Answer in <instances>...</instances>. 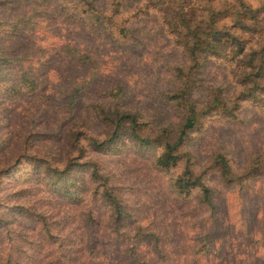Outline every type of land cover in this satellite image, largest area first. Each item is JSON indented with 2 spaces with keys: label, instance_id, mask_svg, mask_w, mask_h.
Segmentation results:
<instances>
[{
  "label": "trees",
  "instance_id": "1",
  "mask_svg": "<svg viewBox=\"0 0 264 264\" xmlns=\"http://www.w3.org/2000/svg\"><path fill=\"white\" fill-rule=\"evenodd\" d=\"M0 57L19 69L0 84L33 73L57 98L40 145L0 163V264H38L65 238L60 219L32 222L36 186L78 209L75 264H156L172 227L190 252L176 264H264V0H0ZM120 157L169 175L168 219L154 213L144 243L125 237L138 220L109 168ZM23 161L35 184L7 195Z\"/></svg>",
  "mask_w": 264,
  "mask_h": 264
},
{
  "label": "rangeland",
  "instance_id": "2",
  "mask_svg": "<svg viewBox=\"0 0 264 264\" xmlns=\"http://www.w3.org/2000/svg\"><path fill=\"white\" fill-rule=\"evenodd\" d=\"M115 60L116 59L112 60L111 64H109L110 69L115 70ZM0 65V69L4 72L19 70L17 64H6L4 61H1ZM30 74L32 75L28 77L14 78L13 80L20 81L15 87L11 86V80L10 82L6 81L4 84H0V163L5 161L8 165L13 159L12 157L18 153L17 151L23 147L24 142L29 147H32L34 144L40 145L41 135L47 133L49 130L48 127H46L48 117L55 115L57 110L55 107L57 105V98L53 97L50 91L45 93L46 87L40 76L34 75L33 73ZM34 83H36V85H34ZM49 107H51L50 110ZM27 149L28 148L24 149V153L29 151ZM22 163L21 168H23V172L20 168V171L14 175L17 176L21 173L22 177H18L16 180L7 178L4 183L1 184V189L7 188L5 191L7 195L20 191L24 185L27 187L35 184L33 182L35 175L32 176L33 183H26V173L24 171L28 172L30 170V165L26 161ZM109 168L112 169L113 174L117 176L120 183L119 185L122 187L123 194L127 199V203L130 207L134 208L132 215L138 220V222L127 227L126 240L144 243L145 240L138 237V232L139 229L143 230L145 233L152 230L150 222L153 221L152 217L154 213L157 212V216L161 215L164 221L168 219L166 214L169 212L166 210L165 206L169 201L167 196V179L169 175L157 173L154 169H151L150 165L145 161L132 157L112 159L109 161ZM4 196L5 195H3V197ZM22 199L30 212L35 216V219H31L32 222L37 220L43 222L40 223L41 225H50L54 221L60 219L67 223L63 228L66 230L64 234L65 238L60 240L57 235L54 234V238L52 237L47 241V244L51 246V251L49 252V250H47L48 247L46 246L47 244H45L46 253L37 257V263L56 264V253L64 254L66 258L64 260L65 264H75L78 260L81 262L84 261L82 257L85 256H81V243L76 242L75 231L71 228L79 221V211L75 207V204L69 203L61 205L59 200L57 201L54 198L53 194L47 192L41 186L34 187L30 195L22 196ZM0 201L1 203H6V200H2L1 198ZM7 201L8 203L14 204L16 199L11 197L10 200ZM6 207L8 208L9 206L6 205ZM199 218L200 217H195V220L199 221ZM192 227H194V224L191 222L187 228L191 229ZM14 229L16 231L19 227L15 226ZM195 229L197 230V228ZM170 231V234L166 235L169 237V241L165 243L159 240L161 242L159 243L161 248H156L154 242L152 244V247H154L152 249L158 255L157 260V256L151 253L156 264H176L175 262H177V259L182 260V257H190L189 246L185 243V237L177 233L175 227H172ZM209 233L210 229H207V234L209 235ZM222 233H225L226 237H228V231H223ZM222 233L219 234L220 237L223 236ZM194 236L195 235H191L192 238ZM83 237L84 239L86 238L85 236ZM132 237L136 238V240H132ZM48 238L49 236L47 235V239ZM187 241H193V239L189 237ZM50 242L54 244H50ZM183 244H185V247H182ZM19 245L22 246L25 251V253L20 255L22 258L20 261L30 259L33 246L36 247V245L34 243L33 246L23 245V243ZM101 245L102 241L99 243V247H101ZM164 245L170 251L177 252L171 253V255L166 254L163 250L164 248H162ZM254 246L256 247L255 249H257L258 244L256 243ZM86 251H88L86 256L89 255V258L94 256L92 249ZM178 251L179 254L177 256ZM242 251L246 255L250 252V247H243ZM139 255L140 257H147L146 253L143 251H139ZM179 255L182 257H179ZM142 257L141 259H143ZM241 259L242 258H238L236 260L237 263H239ZM243 259L248 264L249 259L244 257ZM119 262L121 264L125 263V261L121 259ZM262 262L264 263V261Z\"/></svg>",
  "mask_w": 264,
  "mask_h": 264
}]
</instances>
